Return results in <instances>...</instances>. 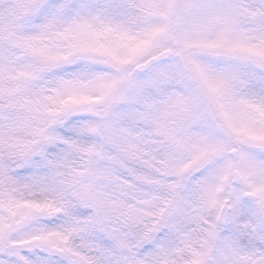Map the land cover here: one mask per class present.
Wrapping results in <instances>:
<instances>
[{
    "label": "snow or ice",
    "instance_id": "1",
    "mask_svg": "<svg viewBox=\"0 0 264 264\" xmlns=\"http://www.w3.org/2000/svg\"><path fill=\"white\" fill-rule=\"evenodd\" d=\"M0 264H264V0H0Z\"/></svg>",
    "mask_w": 264,
    "mask_h": 264
}]
</instances>
